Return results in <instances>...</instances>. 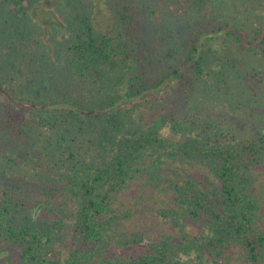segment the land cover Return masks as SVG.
Segmentation results:
<instances>
[{"label": "trees", "instance_id": "obj_1", "mask_svg": "<svg viewBox=\"0 0 264 264\" xmlns=\"http://www.w3.org/2000/svg\"><path fill=\"white\" fill-rule=\"evenodd\" d=\"M104 1L0 0V264H264V23ZM140 182L177 237L124 230Z\"/></svg>", "mask_w": 264, "mask_h": 264}, {"label": "rangeland", "instance_id": "obj_2", "mask_svg": "<svg viewBox=\"0 0 264 264\" xmlns=\"http://www.w3.org/2000/svg\"><path fill=\"white\" fill-rule=\"evenodd\" d=\"M177 3H170V9L172 11H178L183 15L186 8L183 6V0H178ZM255 0H217L212 5V8L219 14L220 21L225 24L234 26V24L250 25L264 23V0L257 6ZM95 23L99 28L107 29L111 24L108 9L104 0H91ZM181 4V5H179ZM48 7L45 6V10H38V16L43 22L48 19ZM55 18V17H54ZM52 18L48 21V31L51 34L53 26H60L57 19ZM58 23V24H57ZM169 138H172L169 135ZM173 139V138H172ZM188 170L198 176H205L206 170L197 164H193ZM166 176V174L164 173ZM252 195L258 199H261L264 206V171L257 174V179L252 188ZM124 206V207H123ZM171 205L168 203L166 194L162 189H154L152 186L147 185L142 189V183L133 185L130 189L122 193L118 197L117 209L120 212L124 210L131 212L133 215L124 225L126 231H136L139 228L144 232L145 239L151 241L152 238L165 239L167 237H177L179 232L174 228L170 221H165L158 215V211L169 208ZM223 264H247L244 258L238 252L229 253Z\"/></svg>", "mask_w": 264, "mask_h": 264}]
</instances>
